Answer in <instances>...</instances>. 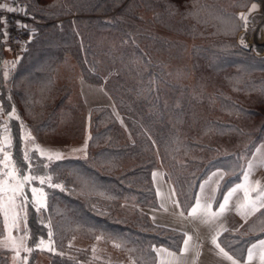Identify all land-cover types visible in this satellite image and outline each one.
<instances>
[{"label": "trees", "instance_id": "16d2710c", "mask_svg": "<svg viewBox=\"0 0 264 264\" xmlns=\"http://www.w3.org/2000/svg\"><path fill=\"white\" fill-rule=\"evenodd\" d=\"M251 1L25 0L33 22L24 32V51L11 60L5 57L0 21L5 113L14 104L31 131L55 129L73 91L58 78L69 57L81 79L103 87L114 103L91 109L88 160L63 162L59 179L76 192L50 198L45 215L60 227L49 264H125L70 244L75 237L95 239L101 230L105 242L124 245L119 249L134 264H156L151 246L179 251L183 236L153 222L146 211L159 207L154 170L164 169L182 203L218 167L225 171L222 192L241 178L243 154L264 143V56L237 43L239 27L234 34L230 30L238 25L236 11ZM9 128L17 159L19 122L11 121ZM71 169L78 170L80 180L69 175ZM261 212L241 229L224 232L221 244L232 254H244L264 235ZM28 226L30 246L40 236L47 239L31 207ZM10 254L0 249V264H11ZM37 254L35 249L27 264H34Z\"/></svg>", "mask_w": 264, "mask_h": 264}, {"label": "snow or ice", "instance_id": "6c2138e0", "mask_svg": "<svg viewBox=\"0 0 264 264\" xmlns=\"http://www.w3.org/2000/svg\"><path fill=\"white\" fill-rule=\"evenodd\" d=\"M0 8H6L8 12L17 11V9L6 4L0 5ZM257 9L258 5L253 3L250 12H254ZM238 19L242 24L231 25L230 30L233 34L237 27H243L246 32L248 30L249 16L241 13ZM17 23L19 24L20 22L18 21ZM21 26L26 27V25ZM2 35L7 37V30ZM239 44L244 49L249 47L243 36L240 37ZM5 66L7 67V64ZM13 66L15 65L13 64ZM3 79L8 81L9 73L7 71H5ZM8 99L11 101V96ZM5 115L7 120L2 127V131H0V217H2L3 222V233L0 234V248L7 249L13 253L11 257L12 264H27L28 256L35 249L56 253L55 237L60 226L53 223L50 214L45 215V213H48L51 207L50 198L54 199L57 192L69 196L76 192V188H69L66 182L59 179L60 172L64 170L63 162L66 160L73 158L88 160V141L92 137L89 135L81 147H71L67 150L45 148L37 143L32 131L26 128L14 104L11 107V111L5 113L2 102H0V117ZM11 120L19 122L20 126V151L22 158L19 161L13 159V136L7 124V121ZM262 150H264V145L257 148L256 153H261ZM256 153L253 154V159L247 162L246 168L242 169L240 182L229 187L226 192H222L221 189V181L224 180L225 173L220 171L213 172L207 179L200 182L199 190L194 191L191 197H186L183 203L175 198L177 195L175 188L169 187L167 195L161 192L159 187L156 189V196L160 198V207L164 211L168 210L166 202H170L173 208L177 210L175 215L182 221L218 225L211 236V243L218 250V255L229 261L230 264H241L240 257L243 256V253L240 252L238 257L235 251L230 254L229 251H226L221 246L220 237L228 229L223 224H220L219 221L230 210L233 197L238 192L243 193L242 199L236 200L235 211L245 221L264 209V185L260 181L253 182L250 179L251 172L255 166ZM78 154H82V156ZM260 163L264 166V158L261 159ZM69 175L75 176L77 180H80L79 172L76 169L69 170ZM162 177V173L154 171L152 173L153 183L159 184ZM83 183L84 187L88 188L90 192L97 191L94 184L90 186L88 182ZM189 187L195 189L196 185L190 184ZM46 189L51 190V192L46 191ZM209 189L211 191L210 195ZM218 194L222 195V199L218 200ZM108 198L111 199V197ZM214 205L218 206L214 208ZM29 207L34 210L35 219L41 228L47 229V239L44 236H40L38 240L33 239L34 246H29V239L31 238L28 226ZM92 207L95 209L96 205L93 204ZM261 215H264V212H261ZM152 219L155 222V217ZM77 227H79V223H77ZM14 232L16 235L13 234ZM182 236L183 247L179 249L180 255L163 247L151 246L152 251L156 253L158 264H181V257L189 252L190 245L193 242V236L187 232H183ZM94 238L96 241L102 240L104 238L103 230H101L100 235H96ZM114 246L119 248L124 245L114 242ZM257 249L260 250L259 262L264 264V239L251 244L247 248V258L244 264H252V261L256 258ZM95 251L96 249L93 248V253ZM130 251H134V249ZM21 252L27 255L21 257ZM59 254L63 255V253Z\"/></svg>", "mask_w": 264, "mask_h": 264}, {"label": "rangeland", "instance_id": "374dc122", "mask_svg": "<svg viewBox=\"0 0 264 264\" xmlns=\"http://www.w3.org/2000/svg\"><path fill=\"white\" fill-rule=\"evenodd\" d=\"M253 3H256L258 5V9L254 12H250L251 5ZM241 13H244L249 16L250 23L248 25L247 32L243 27H239V30L236 32L237 43L239 44L240 37L243 36L245 38V42L251 47L250 51H252L258 56H264V50L262 51L258 48L264 47V0H252L248 7L237 10V18L240 16ZM240 24H242V22L238 19V25ZM4 48H6V45L4 46ZM9 56H11L10 53ZM12 58L14 59V57ZM6 59L11 58L6 57ZM58 78L60 81H67L72 85L73 91L68 100L69 106L62 111L61 120L55 129L44 133H35L33 131L32 133L36 137L37 143H39L42 147L45 148L67 150L71 147H81L84 144L86 138L91 133L90 114L88 111V103L83 97V80L80 76L79 67L75 64V60L72 57H69L68 64H65L61 67ZM5 118L7 117L4 116L2 117V119H0V129H2L5 123ZM7 124L8 126H10L11 122L8 121ZM262 144L264 145V143L258 142L253 152L251 154L249 153L250 155H247L246 153L243 154L245 168L247 166V162L251 160L253 154L256 153V149L259 148ZM12 153L13 159L19 161V159L22 158V153H20L21 157L16 159L19 154L17 153L18 155H16L15 157L16 153L13 151V148ZM78 155L82 156V154ZM256 156L259 159L264 158V150H262L261 153H256ZM28 195L30 198V193ZM13 234L16 235L15 232ZM70 244L75 247H90L92 249V252L93 248H95L96 251L95 253H93V256L96 258L118 261L125 264H134L133 258L128 253L120 250L118 247H115L114 242L108 243L105 242L103 239L100 241H96L95 239L75 237L72 239ZM12 255L13 253L11 252V264ZM25 255L27 254L21 252V257ZM31 255L28 256V259ZM49 261L50 252L38 250L37 258L36 260H34V264H49Z\"/></svg>", "mask_w": 264, "mask_h": 264}, {"label": "crops", "instance_id": "0c3cea01", "mask_svg": "<svg viewBox=\"0 0 264 264\" xmlns=\"http://www.w3.org/2000/svg\"><path fill=\"white\" fill-rule=\"evenodd\" d=\"M6 57L9 58L8 55ZM11 59H13V58H11ZM11 59H7V60H11ZM82 90H83V97H84L85 101L88 103L89 114L91 112L92 107H94V106H99V105H112L113 106V104H114L111 96L105 91V89L103 87H101L99 85L91 84V83L83 80L82 81ZM6 119L7 118H5V121H6ZM11 121H13V120H11ZM26 128H27V126H26ZM27 129H29V128H27ZM0 131H2V129H0ZM90 135H91V133H90ZM88 146H89V141H88ZM260 147H261V145H260ZM89 150H90V148H89ZM88 153H89V151H88ZM252 159H253V157L251 158V160ZM260 161H261V159H259L256 156V160L254 162L255 167L253 168V170L251 172L250 179L253 182L260 181L261 184L264 185V166L261 165ZM154 171L163 174V177L159 181V184L154 183L155 188L157 189V187H159L161 192H163L165 195H167L168 191H169V187L174 188L173 184L171 183V181H169L167 179V177L165 175V171L163 168H157ZM217 171L225 173V171L221 167H218V168L212 170L209 173V175L206 176L203 180L207 179L213 172H217ZM238 182H240V179L238 181L234 182L230 187L234 186ZM198 190H199V188H198ZM210 194H211V191L209 189V195ZM242 197H243L242 192L236 193V195L233 197V200H232V203L230 206V210L228 212H226L223 215V217L221 218V220L219 221V223L223 224L224 227L227 228L228 230L241 229L244 225H246L248 222H250L252 219H254L260 213V212H257L253 216L249 217L247 219V221H245L240 215H238L237 212L235 211V203H236L237 199H242ZM175 198L177 199V195ZM220 199H222V197H220V198L218 197V200H220ZM158 201H159V207L146 208V211L150 215L151 219L153 217H155V223L169 227V228H172V229H176L182 233L187 232L189 235L193 236V242L190 245L189 252L184 254L181 257V264H230L229 261L224 259L222 256L218 255V250L211 243V236L214 233L216 227H218V225H208V224H203V223H199V222L191 223L189 221H182L179 217H177L175 215V212L177 210L175 208H173V206L171 205L170 202H166V207L168 208V210L164 211L160 207V203H161L160 198H158ZM217 206L218 205H214V208ZM185 215H187V213H185ZM261 239H264V235L257 237L254 240H252L248 244L247 248L250 247L251 244L256 243L257 241H259ZM221 246L224 247L222 244H221ZM160 247L166 248L164 246H160ZM160 247H157V248H160ZM182 247H183V245H182ZM247 248H246V251L244 252L243 256L240 257L241 264H244V261H246ZM166 249H168L169 251H172V252H176L177 255H180L179 251H174V250H171L169 248H166ZM225 250L228 251L226 248H225ZM259 251H260L259 249L256 250V258L252 261V264H260L259 258H258L259 257ZM230 254H232V253L230 252ZM156 264H158V260H157Z\"/></svg>", "mask_w": 264, "mask_h": 264}, {"label": "built area", "instance_id": "2783aa9c", "mask_svg": "<svg viewBox=\"0 0 264 264\" xmlns=\"http://www.w3.org/2000/svg\"><path fill=\"white\" fill-rule=\"evenodd\" d=\"M4 4L17 9V11L8 12L6 8H0L2 33H4L5 30H7L8 33L7 37L2 35L6 45L5 56H9L10 53L11 56H9V58H17L24 51V32L28 24L33 22V19L26 9L27 5L25 0H1L0 5ZM18 21L20 22L19 24L17 23ZM21 25H26V27H22Z\"/></svg>", "mask_w": 264, "mask_h": 264}, {"label": "bare ground", "instance_id": "6f19581e", "mask_svg": "<svg viewBox=\"0 0 264 264\" xmlns=\"http://www.w3.org/2000/svg\"><path fill=\"white\" fill-rule=\"evenodd\" d=\"M263 4V3H262ZM262 6V5H261ZM258 40V39H257ZM261 45V44H260ZM259 49H261L262 51L264 50V47H258Z\"/></svg>", "mask_w": 264, "mask_h": 264}, {"label": "water", "instance_id": "95a60500", "mask_svg": "<svg viewBox=\"0 0 264 264\" xmlns=\"http://www.w3.org/2000/svg\"><path fill=\"white\" fill-rule=\"evenodd\" d=\"M249 46V45H248ZM247 50H251V47L249 46Z\"/></svg>", "mask_w": 264, "mask_h": 264}]
</instances>
